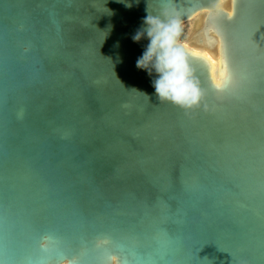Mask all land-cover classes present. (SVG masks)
I'll list each match as a JSON object with an SVG mask.
<instances>
[{"label":"water","instance_id":"water-1","mask_svg":"<svg viewBox=\"0 0 264 264\" xmlns=\"http://www.w3.org/2000/svg\"><path fill=\"white\" fill-rule=\"evenodd\" d=\"M0 0V264H264V0ZM203 14L198 106L136 67L147 15Z\"/></svg>","mask_w":264,"mask_h":264},{"label":"clouds","instance_id":"clouds-1","mask_svg":"<svg viewBox=\"0 0 264 264\" xmlns=\"http://www.w3.org/2000/svg\"><path fill=\"white\" fill-rule=\"evenodd\" d=\"M117 2L132 6L128 0ZM181 31L179 20L168 17L167 13L161 17L147 12L142 26L131 39L134 43L148 41L136 67L153 77L152 86L158 100L187 110L199 105L201 94L187 76L185 51L179 41Z\"/></svg>","mask_w":264,"mask_h":264},{"label":"bare ground","instance_id":"bare-ground-1","mask_svg":"<svg viewBox=\"0 0 264 264\" xmlns=\"http://www.w3.org/2000/svg\"><path fill=\"white\" fill-rule=\"evenodd\" d=\"M226 1L227 0H222L219 4H218V6H217V8H223L224 6H225V3H226ZM196 20H198V21H201L200 22V25L197 27V31H196V33H195V36H194V39H195V41H194V46L193 47H188V46H186V45H184L186 48H188L189 50H191L192 52H195V53H197V54H201V55H203V56H205V57H207L211 62H212V64H213V73H212V76H213V79L216 81L217 80V76H216V73H215V69H216V67H217V59H216V57L215 56H213V54L211 53V51H210V48L209 47H207V45L203 42V41H201V42H198L197 41V39H198V31H199V28L201 27V23H202V20H203V14H198V15H196L195 17H193V19H191L188 23H186V24H189L190 22H194V21H196ZM201 51H204V52H208V54L210 55V58L212 59H210L205 53H201Z\"/></svg>","mask_w":264,"mask_h":264},{"label":"rangeland","instance_id":"rangeland-1","mask_svg":"<svg viewBox=\"0 0 264 264\" xmlns=\"http://www.w3.org/2000/svg\"><path fill=\"white\" fill-rule=\"evenodd\" d=\"M200 22L201 21L196 20L194 22H190L189 24L181 26L182 31L179 37V41L188 47H193L195 41L194 36L197 31V27L200 25ZM201 53H205L210 58L208 52L201 51Z\"/></svg>","mask_w":264,"mask_h":264}]
</instances>
